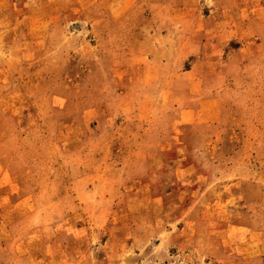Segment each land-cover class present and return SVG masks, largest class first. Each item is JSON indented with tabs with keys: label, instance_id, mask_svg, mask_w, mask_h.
<instances>
[{
	"label": "rangeland",
	"instance_id": "374dc122",
	"mask_svg": "<svg viewBox=\"0 0 264 264\" xmlns=\"http://www.w3.org/2000/svg\"><path fill=\"white\" fill-rule=\"evenodd\" d=\"M0 264H264V0H0Z\"/></svg>",
	"mask_w": 264,
	"mask_h": 264
}]
</instances>
